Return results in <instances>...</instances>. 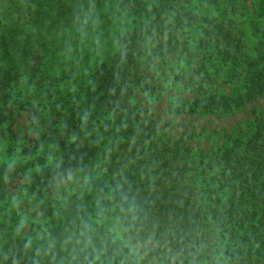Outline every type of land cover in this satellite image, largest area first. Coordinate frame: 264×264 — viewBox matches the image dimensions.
I'll use <instances>...</instances> for the list:
<instances>
[{"label": "trees", "instance_id": "1", "mask_svg": "<svg viewBox=\"0 0 264 264\" xmlns=\"http://www.w3.org/2000/svg\"><path fill=\"white\" fill-rule=\"evenodd\" d=\"M244 1L0 0V126L33 86L49 126L41 139L7 131L0 264H142L137 246L159 264H264V114L203 139L164 132L133 102L164 93V72L193 84L176 116L263 100L264 0L247 1L250 20ZM216 77L229 93L211 91Z\"/></svg>", "mask_w": 264, "mask_h": 264}, {"label": "rangeland", "instance_id": "2", "mask_svg": "<svg viewBox=\"0 0 264 264\" xmlns=\"http://www.w3.org/2000/svg\"><path fill=\"white\" fill-rule=\"evenodd\" d=\"M244 1L240 10L244 13L243 17L250 20L255 14V6ZM241 19L243 18L240 15ZM244 21V20H243ZM186 74L191 78L197 80L199 78V73L194 71V68L186 66ZM181 67L177 68V72ZM165 75L162 76L163 79H166L165 82V91L162 94L156 96H151L149 98L143 97L141 94L135 95L133 102L145 112V115L151 116L156 125L166 133L179 134L183 132L185 128L195 127L196 130L202 133L203 139L208 136V132L213 129L218 128H231L235 125L237 121L250 119L252 110L257 108L258 112L264 114V99L258 102H255L253 106L245 108L240 113L232 117L227 118H215L211 116H176L171 112L172 103L176 98L180 99H189L194 96L193 84L189 82H178L171 80L167 84V77H172L168 72H164ZM222 79L219 77L215 78V85L211 86V91L223 94L230 92V89L226 86H220ZM167 84V85H166ZM23 82L15 88V93L18 91L22 94L27 92L26 89H23ZM28 87V86H27ZM36 89V93L32 96L30 95L29 103L24 105H18L12 102V108H9L6 113H9V118L6 124L0 126V161H7L10 157H15L16 153L13 150V141L10 140L8 136V130H10L17 139L23 137H28L30 139H41L44 134L49 130V126L46 123L45 113L43 112V107L40 105V93L39 89L33 86ZM254 107V108H253ZM59 157L56 156L49 161V164L57 163ZM77 175L75 173H67L62 176L57 177L56 186L62 192H65L69 187L77 181ZM14 193V192H13ZM21 203L17 204L16 211L22 214L24 217L25 228L29 226V222L33 219L30 215L29 204L26 200L20 201ZM22 210L23 212H20ZM137 251L139 253V258L142 261V264H159L154 259L150 258L149 254L144 252L142 246H137Z\"/></svg>", "mask_w": 264, "mask_h": 264}]
</instances>
